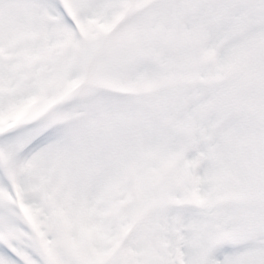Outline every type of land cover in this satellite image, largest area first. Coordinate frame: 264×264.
<instances>
[{"label": "snow or ice", "instance_id": "obj_1", "mask_svg": "<svg viewBox=\"0 0 264 264\" xmlns=\"http://www.w3.org/2000/svg\"><path fill=\"white\" fill-rule=\"evenodd\" d=\"M0 264H264V0H0Z\"/></svg>", "mask_w": 264, "mask_h": 264}]
</instances>
